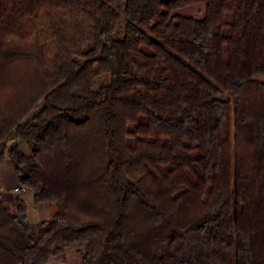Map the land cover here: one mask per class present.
I'll return each mask as SVG.
<instances>
[{"label":"trees","instance_id":"1","mask_svg":"<svg viewBox=\"0 0 264 264\" xmlns=\"http://www.w3.org/2000/svg\"><path fill=\"white\" fill-rule=\"evenodd\" d=\"M7 155L0 264H264V0H0Z\"/></svg>","mask_w":264,"mask_h":264},{"label":"rangeland","instance_id":"2","mask_svg":"<svg viewBox=\"0 0 264 264\" xmlns=\"http://www.w3.org/2000/svg\"><path fill=\"white\" fill-rule=\"evenodd\" d=\"M200 7H202V5H193V6L184 8L182 10V12L185 14L197 15ZM20 147L27 155L31 154V151L25 142L20 141ZM8 161H9V156L7 155L4 163H7ZM13 178L14 177L10 176V178H9L10 183L13 181ZM1 184L2 185L5 184V177H3L1 179ZM18 184L19 183L17 182L16 185H18ZM16 185L14 186V188L16 187ZM14 188H13V190H14ZM9 198H10L9 200L6 199L5 201L8 202L13 207V209H15V210L17 208V202H16L17 198H22L23 200H25L28 203L27 214H28L29 220L32 224H36L37 222H39L40 220L45 218L47 215H50V210H49L50 208L49 207H51V212L56 210L55 205L49 206L48 204H45L44 206H40L41 209L38 208L37 207L38 204L35 203L33 193L30 190L26 194H23V195H18L16 193H14V191H13L10 194ZM68 257H69V260L67 263H61V262H58L56 260H53L49 264H74L79 260V254L75 248L68 250Z\"/></svg>","mask_w":264,"mask_h":264},{"label":"crops","instance_id":"3","mask_svg":"<svg viewBox=\"0 0 264 264\" xmlns=\"http://www.w3.org/2000/svg\"><path fill=\"white\" fill-rule=\"evenodd\" d=\"M9 162V163H8ZM7 163H4L0 166V175H1V179L3 177H5V184L2 185L1 184V191H2V194H3V199L4 200H9L10 198V194L13 192V188L14 186L16 185V183L18 181V178H17V175L15 173V170L13 168V165L9 159ZM11 177H14L13 178V181L10 183V180L9 178ZM28 204V203H27ZM45 204H38L37 207L40 208V206H44ZM50 209V215H51V207H49ZM41 209V208H40ZM50 215H47L45 218L43 219H48L50 217Z\"/></svg>","mask_w":264,"mask_h":264},{"label":"built area","instance_id":"4","mask_svg":"<svg viewBox=\"0 0 264 264\" xmlns=\"http://www.w3.org/2000/svg\"><path fill=\"white\" fill-rule=\"evenodd\" d=\"M15 142H16V140H11V141H9L8 144H9V146H12ZM13 191H14V193H16L18 195H23L29 191V188L24 186V185L18 184V185H16V187L14 188Z\"/></svg>","mask_w":264,"mask_h":264}]
</instances>
